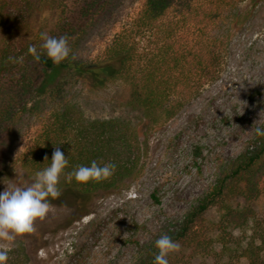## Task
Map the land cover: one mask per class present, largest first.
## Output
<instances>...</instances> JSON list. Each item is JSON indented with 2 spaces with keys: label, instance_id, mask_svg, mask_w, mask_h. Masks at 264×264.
I'll use <instances>...</instances> for the list:
<instances>
[{
  "label": "trees",
  "instance_id": "16d2710c",
  "mask_svg": "<svg viewBox=\"0 0 264 264\" xmlns=\"http://www.w3.org/2000/svg\"><path fill=\"white\" fill-rule=\"evenodd\" d=\"M178 1L144 0L137 16L114 36L103 59L87 64L76 58L87 28L83 23L106 11L110 0H0V152L31 97L50 90L48 85L63 75L50 90L57 105L20 162L35 176L50 164L55 148L64 153L68 165L61 173L60 196L49 197L50 204L67 199L69 206L85 208L93 195L120 189L137 176L143 153L140 131L131 122L88 118L78 103L67 99L64 89L69 80H82L94 88L122 80L129 87V104L142 110L153 127L177 115L220 75L243 0H205L190 7V20L184 16L171 21ZM228 18L226 32L218 34L219 22ZM41 32L66 35L70 56L53 64L40 49ZM29 45L37 47L39 61L27 52ZM94 159L114 162L113 174L86 184L66 180L68 172ZM263 192L264 136L255 133L248 149L224 166L211 191L178 230L167 234L180 245L177 253L168 255L169 264H264V218L252 205ZM211 209L219 213L218 220L206 218ZM154 243L134 264H153ZM26 260L19 245L8 251L7 264Z\"/></svg>",
  "mask_w": 264,
  "mask_h": 264
},
{
  "label": "rangeland",
  "instance_id": "374dc122",
  "mask_svg": "<svg viewBox=\"0 0 264 264\" xmlns=\"http://www.w3.org/2000/svg\"><path fill=\"white\" fill-rule=\"evenodd\" d=\"M143 2L110 0L106 11L83 23L87 28L76 58L87 64L101 61L114 36L137 16ZM204 2L179 0L169 20L184 16L190 20V7ZM238 12L239 26L231 29L218 78L160 125L149 126L142 110L129 104V87L122 80L96 88L69 80L64 95L78 103L85 116L122 118L140 131L139 172L120 189L93 195L85 208L69 206L67 199L51 204L31 233L0 240V248L9 251L19 245L27 254L26 264H134L161 234L177 231L211 191L224 166L248 149L255 129L264 123V0H243ZM229 20L219 22L218 34L226 32ZM62 79L60 75L49 89ZM50 90L31 97L28 110L15 121L2 146L0 191L34 180L20 162L57 105ZM62 180L61 174L58 186ZM252 205L264 218V192ZM205 215L212 221L219 218L216 209Z\"/></svg>",
  "mask_w": 264,
  "mask_h": 264
},
{
  "label": "clouds",
  "instance_id": "9594fccd",
  "mask_svg": "<svg viewBox=\"0 0 264 264\" xmlns=\"http://www.w3.org/2000/svg\"><path fill=\"white\" fill-rule=\"evenodd\" d=\"M40 49L53 64H60L70 56L71 48L66 35L50 36L46 32L40 33ZM27 52L37 61L41 54L35 45H29ZM11 59V58H10ZM22 59V58H20ZM257 136H264V128L255 129ZM47 156L45 161H47ZM68 165V159L57 147L52 153L48 166L35 172L34 180L27 186L10 185L0 191V240L11 241L16 236L31 233L34 222L43 219L51 204L49 197L55 199L60 196L58 182L61 173ZM116 164L112 161L92 160L88 165H79L66 175V180L73 179L81 184L89 181L99 182L109 178L115 171ZM153 264H169L170 253L177 251L179 243L167 234H161L155 240ZM8 249L0 248V264H7Z\"/></svg>",
  "mask_w": 264,
  "mask_h": 264
}]
</instances>
